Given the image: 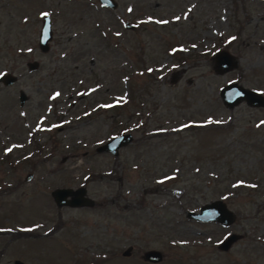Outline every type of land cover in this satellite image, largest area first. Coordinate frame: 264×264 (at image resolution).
Segmentation results:
<instances>
[{"label":"rangeland","instance_id":"1","mask_svg":"<svg viewBox=\"0 0 264 264\" xmlns=\"http://www.w3.org/2000/svg\"><path fill=\"white\" fill-rule=\"evenodd\" d=\"M115 2L0 0V74L16 76L0 83V264H264V106L218 95L264 96V0ZM221 49L237 65L216 74ZM125 132L116 155L95 151ZM81 187L90 206L50 196ZM218 199L230 225L187 218Z\"/></svg>","mask_w":264,"mask_h":264},{"label":"water","instance_id":"2","mask_svg":"<svg viewBox=\"0 0 264 264\" xmlns=\"http://www.w3.org/2000/svg\"><path fill=\"white\" fill-rule=\"evenodd\" d=\"M97 3L109 9L117 7L115 0H96ZM124 27L132 29L133 25L125 22ZM52 37L51 22L47 15H43L41 18L40 28L37 35V47L40 52H46L48 50V43ZM213 59V71L216 74H223L234 69L237 65V60L233 55L225 49H221L215 52L212 56ZM29 71H33L37 68V63L32 61L26 64ZM16 81V76L10 73L0 74V83L4 86H9ZM219 98L225 107H233L241 101H244L251 107L264 106V96L253 89H248L236 82H230L223 85L218 91ZM18 103L22 105L26 100V95L20 90L18 92ZM131 140V134L128 132L120 133L111 137L102 145L96 147L95 151H106L112 155H116L117 150L129 143ZM86 190L81 187L77 189L71 188H56L50 192V196L53 202L57 206L68 207H82L90 206L91 200L86 197ZM187 218L196 222L207 223L214 222L221 226H228L233 220V214L230 212L225 204L221 200H213L207 204H204L198 208L196 212L187 211ZM238 238V235L229 233L223 240H221L217 247L225 251L230 245ZM131 247H127L121 252L122 256H129ZM141 258L149 263H159L162 260V254L155 249H148L144 251ZM15 264H20L19 261H15Z\"/></svg>","mask_w":264,"mask_h":264},{"label":"trees","instance_id":"3","mask_svg":"<svg viewBox=\"0 0 264 264\" xmlns=\"http://www.w3.org/2000/svg\"><path fill=\"white\" fill-rule=\"evenodd\" d=\"M81 92L83 90V88H78ZM121 107H117V110L120 111ZM119 124V121H117L116 125ZM119 130H124L125 126L124 125H119ZM36 148V147H35ZM38 148V147H37Z\"/></svg>","mask_w":264,"mask_h":264},{"label":"flooded vegetation","instance_id":"4","mask_svg":"<svg viewBox=\"0 0 264 264\" xmlns=\"http://www.w3.org/2000/svg\"><path fill=\"white\" fill-rule=\"evenodd\" d=\"M19 92V91H18ZM24 103V102H23ZM22 106V105H20ZM31 178V173H27L25 176H24V180L25 181H29V179ZM15 262V261H14ZM21 264V263H20Z\"/></svg>","mask_w":264,"mask_h":264},{"label":"snow or ice","instance_id":"5","mask_svg":"<svg viewBox=\"0 0 264 264\" xmlns=\"http://www.w3.org/2000/svg\"><path fill=\"white\" fill-rule=\"evenodd\" d=\"M45 15H47V14H45ZM8 151H11V149H9Z\"/></svg>","mask_w":264,"mask_h":264}]
</instances>
